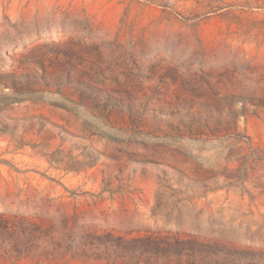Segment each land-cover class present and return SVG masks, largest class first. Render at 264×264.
I'll return each mask as SVG.
<instances>
[{
  "label": "rangeland",
  "instance_id": "374dc122",
  "mask_svg": "<svg viewBox=\"0 0 264 264\" xmlns=\"http://www.w3.org/2000/svg\"><path fill=\"white\" fill-rule=\"evenodd\" d=\"M149 232L264 264V0H0V264Z\"/></svg>",
  "mask_w": 264,
  "mask_h": 264
},
{
  "label": "trees",
  "instance_id": "16d2710c",
  "mask_svg": "<svg viewBox=\"0 0 264 264\" xmlns=\"http://www.w3.org/2000/svg\"><path fill=\"white\" fill-rule=\"evenodd\" d=\"M188 242L176 234L149 232L129 239L118 236L106 248L114 252L122 264H191L194 255L187 252L194 249L187 247Z\"/></svg>",
  "mask_w": 264,
  "mask_h": 264
}]
</instances>
